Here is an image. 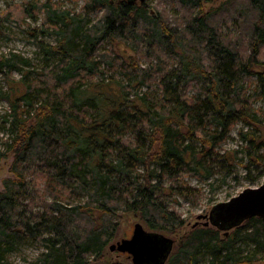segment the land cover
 <instances>
[{"label":"trees","instance_id":"obj_1","mask_svg":"<svg viewBox=\"0 0 264 264\" xmlns=\"http://www.w3.org/2000/svg\"><path fill=\"white\" fill-rule=\"evenodd\" d=\"M177 2L190 16L175 25L130 3L95 0L106 9L97 22L42 5L41 34L55 42H37L43 66L0 95L13 155V178L0 191V264H14L9 256L28 243L43 248L31 264H92L130 212L151 232L177 235L185 221L174 203L194 189L187 176L206 182L238 164L248 176L264 169V114L252 106L264 99V0L239 3L245 44L221 33L203 0ZM121 42L158 55L156 64L144 72L130 56L102 54L105 43ZM20 64L32 66L11 55L0 71ZM239 123L243 151L222 155ZM245 223L228 235L193 228L166 264H264V219Z\"/></svg>","mask_w":264,"mask_h":264},{"label":"rangeland","instance_id":"obj_2","mask_svg":"<svg viewBox=\"0 0 264 264\" xmlns=\"http://www.w3.org/2000/svg\"><path fill=\"white\" fill-rule=\"evenodd\" d=\"M103 1L105 4H120V0H102V2ZM244 1L245 0H203L202 10L204 13L214 14L213 23L221 30V33L230 35V37H242L239 43L242 42L245 44L247 42L246 35L242 33L241 26L243 25L242 16L246 10H243L239 6V3H244ZM94 2L95 0H0V17L2 19V23H0V61L11 55H17L18 57L29 60L32 65L31 68H25L20 64L11 74H9V69H6L5 72L0 71V95H6L9 92L12 80H20L22 75L27 73V71L43 66L44 57L38 48L37 42L40 40L50 43L55 42L54 37L41 34L42 29H47L45 26V13L40 9L42 5L48 3L55 8L69 10L82 16H89L94 22H97L104 15L106 9L104 6L103 8H96L97 5ZM144 4L145 7H148L151 16L163 18V20H166L171 25L178 24L183 19L190 16L186 14L185 9L177 0H148ZM192 13L197 15L199 14V10L194 9ZM181 23H183V21ZM37 35L39 37L38 39H36ZM102 48V54L107 57L115 56L116 60L118 58L120 61H123L122 56L125 58L130 56L136 59V63L138 62L140 70H144V72L147 70L150 71L152 64H156V59L159 57L156 54L150 55L147 51L138 54L128 49L123 42H121V44L105 43ZM164 56L166 60L169 59L171 62L177 61L176 58L171 56ZM108 72L111 75L118 73L114 71ZM130 72L131 70L129 73ZM151 76L155 77L153 80H150L154 88V81L156 79L155 72H152ZM247 90L252 93L253 88L247 87ZM144 91H146L145 88ZM252 106L256 110L261 109L264 114V99L255 101ZM8 113L9 103L7 100L0 97V191L4 190L5 180L13 178L10 171L13 163V155L7 152L6 148V142L9 140V136L5 128V117H7ZM243 128L244 126L242 123L234 126L227 140L219 147V151L222 155L232 150H238L239 152L243 151V144L240 142L238 135L239 131L243 130ZM243 156V153L239 155V157ZM246 163L247 161L244 165ZM235 168L236 169H233L230 175L224 172L206 182L191 176L185 178V182L190 187L194 188L193 192H191L187 200L184 198L177 199L176 201L178 202L174 203L173 206L184 219L185 226L177 235L161 232L163 235L175 240L173 252H176L180 248L182 239L193 230V226L198 222L199 216L209 215L215 206L231 201L246 189L258 188L264 185V169L260 168L259 171L256 170L251 173V176H248L243 166L238 164ZM254 178L257 179L256 182H253ZM206 221L207 220L201 221L199 226L205 227L204 223ZM136 224H141L147 231H150L140 214L133 212L122 214L116 236L105 249L102 259L92 264H133L132 258L128 253L112 251L110 248L113 244L123 239H130ZM208 227L219 230L212 224ZM239 227L245 230L248 229L249 226L244 223ZM235 229L231 230L229 233H232ZM221 232L224 233V231ZM42 252L43 248L41 245L28 243L23 245L19 251L11 254L8 259L14 264H31L35 262L36 258Z\"/></svg>","mask_w":264,"mask_h":264},{"label":"water","instance_id":"obj_3","mask_svg":"<svg viewBox=\"0 0 264 264\" xmlns=\"http://www.w3.org/2000/svg\"><path fill=\"white\" fill-rule=\"evenodd\" d=\"M253 217L264 219V185L243 191L231 201L215 206L209 215H201L193 226L201 221L205 227L210 224L229 232ZM175 240L162 233L147 231L136 224L130 239H123L111 246L112 251L128 253L133 264H166L173 252Z\"/></svg>","mask_w":264,"mask_h":264},{"label":"flooded vegetation","instance_id":"obj_4","mask_svg":"<svg viewBox=\"0 0 264 264\" xmlns=\"http://www.w3.org/2000/svg\"><path fill=\"white\" fill-rule=\"evenodd\" d=\"M146 1H148V0H120V4H122V3H130V4H132V5H135V6H137V7H145V2ZM219 229V228H218ZM220 230V229H219ZM220 231H223V230H220ZM230 232V231H229ZM229 232H225L224 231V233L226 234V235H228V233Z\"/></svg>","mask_w":264,"mask_h":264}]
</instances>
